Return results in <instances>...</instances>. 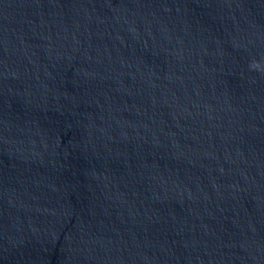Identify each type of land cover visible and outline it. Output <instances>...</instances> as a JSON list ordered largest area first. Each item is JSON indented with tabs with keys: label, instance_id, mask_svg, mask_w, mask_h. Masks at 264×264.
<instances>
[{
	"label": "water",
	"instance_id": "water-1",
	"mask_svg": "<svg viewBox=\"0 0 264 264\" xmlns=\"http://www.w3.org/2000/svg\"><path fill=\"white\" fill-rule=\"evenodd\" d=\"M0 264H264V0H0Z\"/></svg>",
	"mask_w": 264,
	"mask_h": 264
}]
</instances>
